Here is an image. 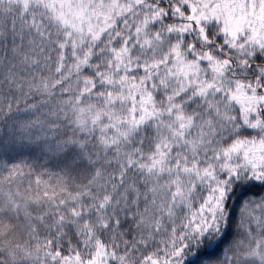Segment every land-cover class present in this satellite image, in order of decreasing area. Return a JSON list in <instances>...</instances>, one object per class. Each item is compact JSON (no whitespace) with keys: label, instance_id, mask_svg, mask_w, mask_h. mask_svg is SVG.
Returning a JSON list of instances; mask_svg holds the SVG:
<instances>
[{"label":"snow or ice","instance_id":"snow-or-ice-1","mask_svg":"<svg viewBox=\"0 0 264 264\" xmlns=\"http://www.w3.org/2000/svg\"><path fill=\"white\" fill-rule=\"evenodd\" d=\"M0 264H264V0H0Z\"/></svg>","mask_w":264,"mask_h":264}]
</instances>
